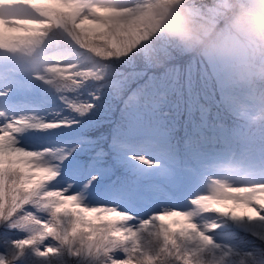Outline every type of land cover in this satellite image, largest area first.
Instances as JSON below:
<instances>
[{"label":"snow or ice","instance_id":"snow-or-ice-1","mask_svg":"<svg viewBox=\"0 0 264 264\" xmlns=\"http://www.w3.org/2000/svg\"><path fill=\"white\" fill-rule=\"evenodd\" d=\"M173 3L0 0V264H264V177L113 134Z\"/></svg>","mask_w":264,"mask_h":264},{"label":"clouds","instance_id":"clouds-1","mask_svg":"<svg viewBox=\"0 0 264 264\" xmlns=\"http://www.w3.org/2000/svg\"><path fill=\"white\" fill-rule=\"evenodd\" d=\"M193 0H175L159 18L157 37H163L170 49L182 50L217 66L230 87H264V0H226L219 19L195 13ZM150 16L147 22H152ZM154 40L142 43L140 51ZM168 53L153 56L155 67H163Z\"/></svg>","mask_w":264,"mask_h":264},{"label":"rangeland","instance_id":"rangeland-1","mask_svg":"<svg viewBox=\"0 0 264 264\" xmlns=\"http://www.w3.org/2000/svg\"><path fill=\"white\" fill-rule=\"evenodd\" d=\"M166 53L169 54L171 59H177V58H186L188 57L189 53L184 52L182 50L177 49H170L169 47L167 49H164ZM170 51V52H169ZM201 63L205 62L203 59H199ZM211 66L208 67V70L203 66H200V71L196 72L194 76L200 81H203L208 87H210L216 94L220 96L219 89L215 86L214 83L218 84L219 86L224 87V89L220 90V92L231 90L233 93H237V88H233L228 86L222 79V77L219 74V71L217 69L216 65L210 64ZM207 71L210 73V77L207 74ZM189 73V72H188ZM189 85H186V88H189ZM227 92V99L230 105H226L224 100L220 98L218 101L219 104L223 106V108L218 107L219 110L223 111L226 108H229L233 111V113L237 116H248L246 119L249 121V117H253L255 115H251L249 111H247L245 108H241L236 104V102L231 98V96ZM144 94V92H141V95ZM135 95V94H134ZM261 97L259 96L256 98L255 106L259 107L262 105ZM200 101L204 104V108L206 109H213L212 105L217 104V102H209L204 97L200 98ZM127 104L131 105L132 102L127 99ZM160 121V116L157 114L154 110H149L148 113H143L142 107L133 108L132 111H125L118 115L117 117V123L121 128L123 129V134L129 139V141L137 143V146H144L148 143L151 144L153 147H160L162 145V141L158 138L154 139L153 141L147 140L152 134V129H150V125L158 126ZM219 130L213 134L214 138V145L217 144V138L219 137L223 141H233L237 142V136H244L246 132L242 127L237 128V121L230 126V125H221L218 126ZM100 132H107V128H102L96 132L93 133V135H98ZM134 145V144H133ZM136 145V144H135ZM192 157L194 159H191V161H194L196 163H200L204 166L205 170H212L211 168L215 166L213 169L217 168H230L226 167L224 161L222 159L226 158L227 155L225 153H219L218 155L214 156L213 158H216L217 160L208 159L205 155L202 156L199 154L196 150L192 152ZM222 161H221V160ZM244 161V160H243ZM184 171H190V168L187 166H181L180 167ZM236 168H239L237 165ZM241 169V168H240ZM243 170H245L246 174L249 175V171L246 167V165L243 166ZM259 170L264 173V166H259ZM1 230V229H0Z\"/></svg>","mask_w":264,"mask_h":264},{"label":"trees","instance_id":"trees-1","mask_svg":"<svg viewBox=\"0 0 264 264\" xmlns=\"http://www.w3.org/2000/svg\"><path fill=\"white\" fill-rule=\"evenodd\" d=\"M167 48H168V46L165 45L164 49H167ZM176 60L177 59L168 60L167 65L172 64V62H174ZM189 61H187V63ZM156 69L157 68H151L148 70L147 73L142 72L141 73V75L143 76L142 80H144L145 78H151L156 73ZM157 82L158 81H156L155 83H157ZM151 85L154 86L153 84H151ZM132 91L134 93H136L137 88L134 86ZM166 94H167V92H166ZM150 96L153 100L161 102V100H159L160 96L157 95V90L154 87L151 88ZM173 100H175V99L173 98ZM167 105H168V102H167ZM160 107H162V106H160ZM119 110H120V104H119V107L117 109V113ZM224 114L225 115L220 118L221 123L223 125L232 126L235 123V121H237V128H240V127L245 128V129H247L248 133H252L254 135L253 139L250 142L251 143H255V142L259 143L258 144L259 150H257L258 154H264V126H263L264 124L262 125V122L260 123V118H253V119H249V121H247L246 118L248 116H245V115H243V116L237 115L236 116L232 110H226V111H224ZM205 117H206V114L202 111L195 112V113L191 114L190 116L189 115L186 116V113H180L177 117V120L179 123H181L184 127L187 128V131H188V133L191 134V136L196 135L198 137V139L201 140L202 138H201L200 130L205 128V126L201 124V121L203 119H205V121L208 124H211L210 122H212V120L208 121L209 119L205 118ZM261 117H263V116H261ZM167 126H168V123H165L164 124L165 129H167ZM256 129H260L258 134H262V136L259 137L258 134H256L254 132ZM206 140H210V142H213V140L210 137H207ZM243 140H245V139H243ZM243 140H237V152H239L245 146V143H246V146L248 149L246 151V155L249 156L248 161L250 163L258 166L259 164L262 163L261 157L258 158L256 151L251 149L250 143L244 142ZM259 161H261V163H259Z\"/></svg>","mask_w":264,"mask_h":264},{"label":"bare ground","instance_id":"bare-ground-1","mask_svg":"<svg viewBox=\"0 0 264 264\" xmlns=\"http://www.w3.org/2000/svg\"><path fill=\"white\" fill-rule=\"evenodd\" d=\"M170 222V221H169Z\"/></svg>","mask_w":264,"mask_h":264}]
</instances>
